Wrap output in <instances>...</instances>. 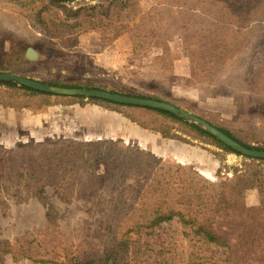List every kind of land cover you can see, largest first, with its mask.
Returning a JSON list of instances; mask_svg holds the SVG:
<instances>
[{"label": "rangeland", "instance_id": "374dc122", "mask_svg": "<svg viewBox=\"0 0 264 264\" xmlns=\"http://www.w3.org/2000/svg\"><path fill=\"white\" fill-rule=\"evenodd\" d=\"M63 6L0 0L1 72L191 103L205 110L207 119L238 135L255 134L264 145L262 78L256 83L259 75L264 79V64L258 63L264 60V0H67ZM26 45L43 51L25 58ZM63 140H114L180 165L211 182L203 192L211 203L219 198L218 182L232 177L244 161L243 155L226 153L206 140L163 138L92 102L0 107V171L13 148ZM41 193L46 200L39 192L18 200L0 191L1 240L42 238L39 232L47 230L48 237L62 235L76 247L99 227L104 203L96 197L109 195L102 188L92 200L62 196L51 187ZM245 202L264 215V185L247 190ZM183 233L176 220L165 221L143 241L154 252L173 248L181 256L190 243ZM88 243L99 246L94 237ZM211 254L222 255L218 248ZM0 264L44 263L15 261L5 254Z\"/></svg>", "mask_w": 264, "mask_h": 264}, {"label": "trees", "instance_id": "16d2710c", "mask_svg": "<svg viewBox=\"0 0 264 264\" xmlns=\"http://www.w3.org/2000/svg\"><path fill=\"white\" fill-rule=\"evenodd\" d=\"M46 1L62 8L67 0ZM37 48L39 46H24L25 58H34L43 51ZM258 63L264 64V60ZM261 78L264 84L261 75L256 83ZM42 82L107 90L105 86L85 82ZM110 91L165 101L150 92ZM86 102L111 108L163 138L206 140L226 153L241 155L210 133L166 110L95 97L46 93L15 82L0 81V107ZM171 103L205 118L241 144L264 150L259 136L238 135L230 127L207 119L203 115L206 111L194 109L191 103ZM7 153L6 167L0 171V191L8 197L19 200L39 192L46 200L41 193L46 187L62 196L74 195L89 200L96 197L100 188L109 195L96 197L95 201L104 203L99 227L87 232L76 247L64 236L48 237V231L42 230L39 232L44 233L42 238L0 239V259L10 254L15 261L26 258L44 264H264V215L246 206L245 202L247 190L264 185V158L243 156L242 166L235 167L232 177L218 182L219 198L211 203L203 195L211 183L206 178L196 172L189 173L180 165L162 163L135 146L114 140L34 143ZM173 220L184 228L183 235L190 241L189 245L182 250L181 256H177L173 248L154 252L143 239L153 235L162 222ZM51 221H55L54 216ZM89 237L96 238L99 246L85 244ZM215 248L220 249L221 257L211 254Z\"/></svg>", "mask_w": 264, "mask_h": 264}, {"label": "water", "instance_id": "95a60500", "mask_svg": "<svg viewBox=\"0 0 264 264\" xmlns=\"http://www.w3.org/2000/svg\"><path fill=\"white\" fill-rule=\"evenodd\" d=\"M0 81L15 82L20 85L27 86L32 89L46 93L68 95V96L78 95V96H83L85 98L95 97L121 104L140 105V106H147L151 108L166 110L181 117L183 120L205 130L206 132L210 133L212 136L217 138L219 141L229 146L230 148L234 149L235 151L239 152L243 156H248L252 158H262V159L264 158V150L249 148L241 144L240 142H238L237 140L226 134L224 131H222L215 125L211 124L209 121L167 101L155 100L146 97H136L118 92H112L110 90H105V89L85 88V87H64V86L52 85L11 72H0Z\"/></svg>", "mask_w": 264, "mask_h": 264}]
</instances>
